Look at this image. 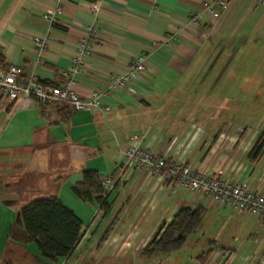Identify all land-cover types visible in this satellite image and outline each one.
I'll return each mask as SVG.
<instances>
[{
  "label": "crops",
  "instance_id": "0c3cea01",
  "mask_svg": "<svg viewBox=\"0 0 264 264\" xmlns=\"http://www.w3.org/2000/svg\"><path fill=\"white\" fill-rule=\"evenodd\" d=\"M213 2L0 0V68L14 66L20 77L58 84L90 28L92 51L71 85L80 99L105 89L133 58H145L137 78L102 100L108 112L0 104L1 258L19 210L55 196L82 223L72 254L56 264L129 253L150 264H199L207 253L204 264L259 263L263 218L189 194L175 181L134 169L122 155L138 137L157 158L264 194V157L249 158L264 131V7L227 0L226 8L216 6L210 14L203 4ZM58 4L61 14L50 27L43 16ZM45 34L48 46L38 52L33 39ZM85 171L111 181L107 212L72 193ZM181 208L203 210L199 228L186 240L191 251L142 256ZM21 250L32 260L40 256L34 244Z\"/></svg>",
  "mask_w": 264,
  "mask_h": 264
},
{
  "label": "built area",
  "instance_id": "2783aa9c",
  "mask_svg": "<svg viewBox=\"0 0 264 264\" xmlns=\"http://www.w3.org/2000/svg\"><path fill=\"white\" fill-rule=\"evenodd\" d=\"M250 1L264 7V0ZM226 5L227 0H214L213 3H204L203 7L205 11L212 14L216 6L226 8ZM61 11L58 4L52 13L43 16L50 27L56 26L57 17ZM190 21L193 24L198 22L195 17ZM88 36V39L78 44L76 53L71 58L70 67L60 73L61 79L54 86L46 85L34 76L20 77L18 69L14 66L0 68V104L17 103L21 109L56 106L71 108L75 112L94 109L108 112L110 109L103 104L102 100L113 91H122L127 82L137 78L144 69L145 58L143 55L133 58L122 75L108 79L105 89L92 92L87 100L80 99L71 90V85L81 74L83 61L92 51L90 38L94 36L93 28L88 29ZM49 38V34H45L43 37L33 39V45L38 52L46 50ZM122 155L134 169H148L155 175L163 176L167 181H176L189 194H201L206 199L228 204L233 211H244L264 219V194L256 193L243 184H235L218 175L195 171L184 164L168 161L166 158H157L142 147L138 137H134L132 143L122 150ZM101 182L105 191L110 189L109 179H103Z\"/></svg>",
  "mask_w": 264,
  "mask_h": 264
},
{
  "label": "trees",
  "instance_id": "16d2710c",
  "mask_svg": "<svg viewBox=\"0 0 264 264\" xmlns=\"http://www.w3.org/2000/svg\"><path fill=\"white\" fill-rule=\"evenodd\" d=\"M264 157V131L253 145L249 158L255 160ZM81 182L71 191L80 200L95 203L99 211L107 212L106 191L96 172L82 173ZM203 216L200 208H181L169 224L160 228L151 241L143 248L142 256H169L179 252L190 237L199 228ZM81 221L66 208L55 196L34 200L23 206L14 224L8 231L7 239L18 243L34 244L42 259L53 262L66 259L72 254L81 237ZM207 254L197 258L204 264Z\"/></svg>",
  "mask_w": 264,
  "mask_h": 264
},
{
  "label": "rangeland",
  "instance_id": "374dc122",
  "mask_svg": "<svg viewBox=\"0 0 264 264\" xmlns=\"http://www.w3.org/2000/svg\"><path fill=\"white\" fill-rule=\"evenodd\" d=\"M52 107H56V106H52ZM58 108H61V107H58ZM7 243H8L7 245L13 246L15 248H12L10 246L6 248L5 253H4L5 255L2 258L0 257V264H42V263L43 264H56L57 263L56 261L47 262L46 260L42 259L41 256H39L38 259L36 257L35 260H32L33 258L29 256L28 253H26L24 250H21V247L27 246V245L33 246V244H30V243L23 244V243H18L15 241H10L8 239H7ZM188 246H189V243L186 242L185 246L182 248L180 253L185 254L186 251L188 250L191 251L190 249H188ZM8 249H12L11 253H8L7 251ZM206 250H207V247L205 246L202 251H199V254H201L202 252H206ZM23 251L26 253V255H24L25 253ZM90 258L91 257L89 256L82 258V260L80 258L78 259L76 264H150L149 262H146L144 259L141 260V258H136L132 253H129L128 255L124 257H117L114 254L113 256H109L108 259H103V260H97V258L95 259L92 258V260H90ZM253 258H250L248 262L249 263L255 262V260L253 261ZM257 260L259 262L258 264H261V263L264 264V254L261 255L260 257H257Z\"/></svg>",
  "mask_w": 264,
  "mask_h": 264
}]
</instances>
